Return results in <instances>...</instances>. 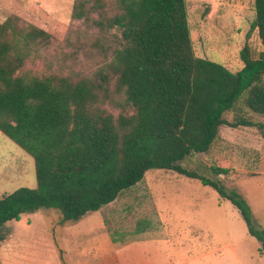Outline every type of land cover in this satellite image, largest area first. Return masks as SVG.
<instances>
[{"label": "trees", "instance_id": "16d2710c", "mask_svg": "<svg viewBox=\"0 0 264 264\" xmlns=\"http://www.w3.org/2000/svg\"><path fill=\"white\" fill-rule=\"evenodd\" d=\"M262 50L257 58L245 45L243 67L233 73L192 52L185 0H115L109 19L94 21L120 33L108 67L116 92L131 115L114 118L95 107L107 76L93 85L65 77L29 76L24 62L49 43V35L33 26H17L14 18L0 24V133L32 158L35 188L20 187L0 197V230L22 215L55 209L58 225L74 223L113 202L140 182L149 170L175 172L212 188L228 201L246 232L264 253V229L236 188L190 172L181 162L209 150L221 126L255 127L238 112V103L264 117V0H253ZM89 6V7H88ZM106 0H76L74 20L103 11ZM214 175L227 169L211 168ZM4 235L0 234V241Z\"/></svg>", "mask_w": 264, "mask_h": 264}, {"label": "rangeland", "instance_id": "374dc122", "mask_svg": "<svg viewBox=\"0 0 264 264\" xmlns=\"http://www.w3.org/2000/svg\"><path fill=\"white\" fill-rule=\"evenodd\" d=\"M114 2L115 0H106L105 9L90 13L88 20H74L72 9L76 0H0V24L14 18L17 26L30 25L49 35V43L32 54L21 68L29 76L65 77L72 82L83 79L93 85H98L107 76L104 89L99 91V95L105 97V100L95 107L117 118L133 114L124 96L116 92V79L108 67L115 49L121 46L120 33L116 29H108L106 26L99 28L94 24V21L105 19L106 22L112 17L115 13ZM185 4L192 52L197 58H207L233 73L243 67L239 51L245 45L249 47L251 57L257 58L262 46L257 31L251 30L255 17L253 0H185ZM238 107V112L225 114V120L231 122L234 117L242 116L257 126L219 127L209 150L186 157L181 166L199 176L216 180L227 189H238L251 207L256 224L264 229V117L245 109L242 100ZM213 167L227 169V174L216 176L211 171ZM154 179L155 181H151ZM35 186L32 158L0 133V197L20 187ZM147 186L159 192L161 196L154 193L156 199L174 217L181 216L187 220L194 216L196 221L208 223L213 236L209 248L216 244L231 243L235 245L236 252H239V247L244 246L248 264H264V259H258L255 240H252V244L245 242L242 245V241L233 240L237 232L247 229L238 211L228 201L220 202L218 194L212 188L175 172L147 171L138 186L133 185L121 192L115 208L105 206L100 214L92 215H100L109 231H121V237H129L131 232L141 227L139 221L143 213L137 209L141 208L140 203H144V198L147 197ZM152 200L151 198L150 201ZM150 206L154 210V203ZM202 208L208 211L202 214ZM113 216L119 220L116 221ZM59 219V211L49 209L25 216L23 221L51 225L50 248L56 249L61 255L62 251L54 242V229L58 226ZM218 223L224 225L221 226L224 234L222 230L216 232ZM11 225L3 226L0 230L4 238L9 235ZM36 247L41 255L42 245ZM44 249L47 253L46 245ZM222 254L227 256L230 251ZM2 258L0 256V264ZM228 261L230 264L231 261Z\"/></svg>", "mask_w": 264, "mask_h": 264}, {"label": "crops", "instance_id": "0c3cea01", "mask_svg": "<svg viewBox=\"0 0 264 264\" xmlns=\"http://www.w3.org/2000/svg\"><path fill=\"white\" fill-rule=\"evenodd\" d=\"M147 188L145 192L147 197L144 198V203H140L141 208L137 209L143 213L139 221L141 227L135 229L139 232L130 230L133 232L129 237L126 235L121 237V231L116 233L109 231L100 215H92L100 214L102 207L96 212L86 214L77 222L55 226L54 242L62 251L59 255L56 249L50 248L51 225L31 220L24 222L25 216L33 214L22 215L19 221H10L4 225L11 223L12 228L9 235L0 241L2 264H66L65 262L69 264H228V260L231 261L230 264L249 263L244 246L239 247V252H236L235 245L231 243L216 244L213 248H209L213 236L208 223L203 220L196 221L194 216H190L187 220L181 216L174 217L169 209L164 208L156 199L154 193L159 196V192L152 190V187L147 186ZM120 194L106 206L115 208ZM222 201L224 203L226 200H220ZM153 203L154 210L150 206ZM205 211L208 210L202 208V214ZM113 218L119 220L115 216ZM218 224L216 232L220 230L223 232L224 228L221 229V226L224 225ZM233 240L242 241V245L245 242L252 244V240L255 239L244 230L237 232ZM36 245H42L41 255L37 252ZM45 245L48 249L47 253L44 249ZM227 250L230 254L223 255L222 253ZM258 259L263 260L264 254H259Z\"/></svg>", "mask_w": 264, "mask_h": 264}]
</instances>
